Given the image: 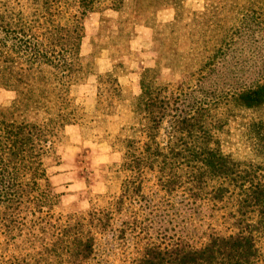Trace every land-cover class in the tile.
Wrapping results in <instances>:
<instances>
[{"label": "trees", "instance_id": "16d2710c", "mask_svg": "<svg viewBox=\"0 0 264 264\" xmlns=\"http://www.w3.org/2000/svg\"><path fill=\"white\" fill-rule=\"evenodd\" d=\"M60 1L0 0V86L22 93L19 104L0 106V236L30 246L25 254L35 264L49 259L82 264L95 236L111 228L126 201L142 196L150 173L160 190L203 202L220 221L208 225L198 242L158 231L131 264H251L264 247V168L224 147L223 134L238 120L244 139L264 150L263 71L249 85L213 93L216 98L208 103L194 95L196 88L156 84V66L145 68L121 127L125 131L113 135L121 151L113 169L120 179L118 194L100 196L103 204L77 213L54 211L56 195L47 174L56 158L52 144L76 115L68 87L93 72L79 51V18L90 6L79 2L68 12ZM213 20L218 28L206 19L210 45L201 48L198 72L213 71L232 42ZM161 57L159 52L157 63ZM99 80L107 83L106 100L121 101L115 75L104 73Z\"/></svg>", "mask_w": 264, "mask_h": 264}, {"label": "rangeland", "instance_id": "374dc122", "mask_svg": "<svg viewBox=\"0 0 264 264\" xmlns=\"http://www.w3.org/2000/svg\"><path fill=\"white\" fill-rule=\"evenodd\" d=\"M79 2L90 6L79 18L83 34L79 51L93 72L68 87L76 115L52 144L56 158L47 167L51 191L56 195L54 211L74 213L93 203L103 204L100 196L118 194L120 179L113 169L121 161V151L112 142L113 135L125 131L121 127L126 125L128 106L140 92L145 68L156 66V84L199 89L193 91L194 95L208 103L216 98L213 93L249 85L264 72V0L60 1L68 12ZM203 13L204 17L200 15ZM67 16L63 14L61 19ZM213 18L218 19L220 33L232 42L223 48L222 63L213 71L198 72L201 48L210 45L206 19L218 28ZM192 36L194 43H190ZM159 52L162 57L157 63ZM108 72L117 77L121 87L119 102L104 98L107 83L100 81L99 75ZM200 74L208 77L201 79ZM21 97V91L0 86V106L17 104ZM237 122L230 124L232 131L223 134L224 147L243 159L260 161L264 168V150L244 139ZM59 172L68 174L71 180L57 181L53 176ZM70 181H78L77 186L70 187ZM141 192V197L126 201L114 215L111 228L95 236L93 251L82 264H131L137 250L158 231L166 229L188 238L190 243L198 242L204 240L208 225L220 221L216 214L209 216L203 202L183 200L179 193L160 190L150 173ZM30 251L26 243L0 236V264H35L25 254ZM263 256L261 246L260 256L251 264H264ZM40 264L58 263L49 259Z\"/></svg>", "mask_w": 264, "mask_h": 264}, {"label": "crops", "instance_id": "0c3cea01", "mask_svg": "<svg viewBox=\"0 0 264 264\" xmlns=\"http://www.w3.org/2000/svg\"><path fill=\"white\" fill-rule=\"evenodd\" d=\"M53 178H56V180L57 181H66V180H71L70 178L71 177H69V175L68 174H66V173H61V172H59V173H57L56 175H54L53 176ZM73 181H70V183H69V185H70V187H74V186H77V182L78 181H74L73 183H72Z\"/></svg>", "mask_w": 264, "mask_h": 264}]
</instances>
